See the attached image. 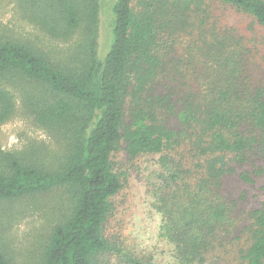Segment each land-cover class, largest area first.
I'll return each instance as SVG.
<instances>
[{
	"label": "trees",
	"instance_id": "1",
	"mask_svg": "<svg viewBox=\"0 0 264 264\" xmlns=\"http://www.w3.org/2000/svg\"><path fill=\"white\" fill-rule=\"evenodd\" d=\"M210 1L115 0L100 58V0H17L23 20L74 43L54 60L0 37V73L42 88L30 107L62 148L56 165L11 152L0 164V201L66 197L35 264H160L109 233L122 149L159 156L155 206L174 264H264V198L227 188L264 173V0H215L246 18L241 28ZM15 108L0 85V123ZM0 264L18 263L0 249Z\"/></svg>",
	"mask_w": 264,
	"mask_h": 264
},
{
	"label": "rangeland",
	"instance_id": "2",
	"mask_svg": "<svg viewBox=\"0 0 264 264\" xmlns=\"http://www.w3.org/2000/svg\"><path fill=\"white\" fill-rule=\"evenodd\" d=\"M114 2L100 0V58L105 57L112 43ZM210 3L215 17H225L229 25L235 27L246 26V18L239 16L235 10L215 0ZM0 37L27 41L54 60L62 57L68 60V55L74 52L73 42L52 39L35 24L23 20L17 0H0ZM0 85L14 94L16 102L12 117L0 123V164L3 163L4 152L33 162L58 164L62 150L58 138L36 121L29 103L44 98L42 88L9 73H0ZM182 152L185 150L179 154ZM158 158V155L152 154L131 158L124 149L114 154L113 160L122 174L124 185L115 201L109 233L127 250L151 254L160 264H174L173 245L162 233V215L155 206L160 171ZM227 188L236 191L246 189L250 203L259 201L264 198V173L257 177L254 185L234 178L228 182ZM66 208L67 200L62 192L0 201V249L18 264H35L40 245ZM114 264L122 263L114 260Z\"/></svg>",
	"mask_w": 264,
	"mask_h": 264
}]
</instances>
